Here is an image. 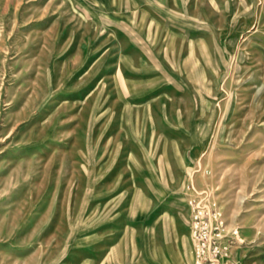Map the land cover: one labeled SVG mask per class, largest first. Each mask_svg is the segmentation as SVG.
I'll use <instances>...</instances> for the list:
<instances>
[{
    "label": "rangeland",
    "instance_id": "obj_1",
    "mask_svg": "<svg viewBox=\"0 0 264 264\" xmlns=\"http://www.w3.org/2000/svg\"><path fill=\"white\" fill-rule=\"evenodd\" d=\"M0 264H264V0H0Z\"/></svg>",
    "mask_w": 264,
    "mask_h": 264
}]
</instances>
